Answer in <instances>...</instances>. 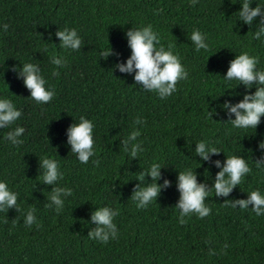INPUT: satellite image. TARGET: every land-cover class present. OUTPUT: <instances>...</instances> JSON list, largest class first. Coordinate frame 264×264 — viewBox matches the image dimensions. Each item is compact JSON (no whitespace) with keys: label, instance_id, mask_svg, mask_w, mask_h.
Instances as JSON below:
<instances>
[{"label":"trees","instance_id":"trees-1","mask_svg":"<svg viewBox=\"0 0 264 264\" xmlns=\"http://www.w3.org/2000/svg\"><path fill=\"white\" fill-rule=\"evenodd\" d=\"M242 2L0 0V99L11 100L22 112L12 126L0 128V182L18 193L20 208L0 212V264H264V215L257 216L251 206L226 203L246 200L256 190L264 196V167L254 162L264 156L259 148L264 117L256 130L237 129L222 107L240 102L249 91L235 80L229 89L223 79L237 55L258 56V68L264 70V35L254 39L259 18L251 28L239 21ZM251 2L264 9V0ZM148 25L166 50L175 45L173 52L189 73L165 99L137 85L135 72L116 68L132 54L127 31ZM65 28L76 29L82 40L79 51L60 47L55 33ZM197 29L208 50L195 51L190 37ZM111 48L114 55H101ZM53 55L65 65L51 63ZM24 63L38 65L46 87L55 89L50 103L30 98L23 78L12 70H22ZM54 71L59 75L53 76ZM81 116L95 125L96 155L87 164L80 163L68 143V129ZM137 117L147 123L136 124ZM18 126L25 132L16 146L5 136ZM133 130L141 132L136 142L143 148L136 159L122 144ZM201 141L221 153L203 161L195 153ZM234 155L245 158L252 172L227 197H216L212 189L205 199L210 215L201 219L192 213L181 225L175 207L179 171L191 169L198 183L212 186L222 170L215 161ZM45 157L55 159L63 173L57 185L43 184L40 159ZM153 163L162 167L158 183L169 180L171 185L139 209L131 200L136 186H143L137 177ZM145 183H151L150 176ZM55 186L72 189L71 196L63 197L60 213L55 205L46 207ZM101 207L120 213L113 221L118 237L107 244L88 237L97 227L91 217ZM30 209H35L37 223L28 226Z\"/></svg>","mask_w":264,"mask_h":264},{"label":"clouds","instance_id":"clouds-1","mask_svg":"<svg viewBox=\"0 0 264 264\" xmlns=\"http://www.w3.org/2000/svg\"><path fill=\"white\" fill-rule=\"evenodd\" d=\"M198 0H191L193 6ZM242 8L237 13L239 14V21L248 25L250 28L254 21L259 18V23L254 32V39L259 40L264 35V9L260 6L251 7V0H243ZM8 25H4V30L7 31ZM61 40L60 47L64 49H71L79 51L81 49L82 40L78 36L76 29L60 30L55 33ZM128 38V45L131 48V57L127 63H118L116 68L121 73L135 72V82L137 85H142L146 91L155 92L160 99L170 97L177 91V84L181 80H187L189 73L181 63L180 57L173 52L174 44H169L167 50L160 42V36L155 32L151 25L141 29L133 28L126 33ZM51 38V34L49 35ZM191 42L195 45V51L200 52L208 50L209 44L206 42V37L198 29L191 34ZM103 57L108 58L114 55L112 48L110 52H102ZM119 55V54H115ZM210 58V57H209ZM209 60V59H208ZM51 63L57 67L65 65L62 58L53 55ZM260 58L258 56L250 55L248 52H243L236 56L230 62V67L227 75L223 76L226 84L231 89L230 82L235 80L239 85H243L247 90L243 95V99L236 104L230 101L225 102L222 107L229 113V122L237 129L258 128L261 123V118L264 117V70L259 69ZM13 71L19 72L20 77L23 78L24 84L30 90V98L37 104H48L55 97V89L46 87L47 81L41 74L38 65L33 63H24L23 68H13ZM53 76H58L59 72L54 71ZM255 87L256 91L251 93V89ZM22 115L20 110H17L14 103L9 99H0V128L4 129L12 126ZM234 115L235 119H231ZM136 124L147 123L142 121L140 117L136 118ZM95 125L93 121L81 116L79 123H73L68 129V143L71 145V153L76 154L78 160L82 164H87L91 157L96 155L94 147L93 131ZM25 132L24 127H16L13 131L6 134L5 139L11 141L13 145H21L23 141L19 139ZM141 135L139 130H133L130 135L123 139V151L128 153L132 159L138 158L143 151L142 143L136 142ZM259 148L264 151V141H261ZM196 156L202 158L203 161H210V154H219L221 151L216 147H210L205 141L197 143L195 149ZM255 166L257 168L264 167V156L256 159ZM94 163L99 166V160ZM41 168L44 170L42 174V181L45 185H57L58 181L64 178L60 171L58 162L55 159L43 158L40 159ZM215 166L221 168L215 176V181L212 186L206 183H198L197 172L191 169L179 171L178 189L180 192L179 203L175 206L180 210L179 223L181 225L187 224L184 219L192 213L197 214L198 218H204L210 215L211 209L206 206L205 199L209 196L212 189L215 191L216 197H227L232 190L241 184L242 178L252 172L246 159L240 156H227L225 162L220 160L215 161ZM161 165L153 163L147 172H141L137 180L141 181L143 186L137 185L133 192L131 200L136 202L139 209H145L153 201H157L162 188H167L171 185V181L165 180L163 185L158 181L161 178ZM207 172V170H206ZM151 177V183H145L146 177ZM72 189L55 186L50 194L51 203L46 207L51 208L55 205V211L60 213L64 207L63 197L71 196ZM18 193L12 192L6 182H0V212H8L15 208L20 211L17 203ZM227 204L231 207H239L241 209H248L252 207V211L257 215H264V196L256 190L249 194L248 199L227 200ZM35 209H30L26 215L25 224L31 226L36 222L34 215ZM119 210H113L110 207H101L95 211L91 219L96 223L97 227L89 232L88 237L93 240H98L107 244L109 239H116L118 237V230L116 224L113 222L114 218L119 215ZM42 225L37 224V227ZM225 248L228 246L225 245ZM211 254H215L212 252Z\"/></svg>","mask_w":264,"mask_h":264}]
</instances>
